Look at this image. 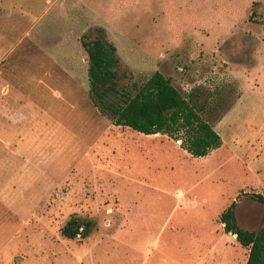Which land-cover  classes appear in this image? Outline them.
Returning <instances> with one entry per match:
<instances>
[{"label": "rangeland", "instance_id": "374dc122", "mask_svg": "<svg viewBox=\"0 0 264 264\" xmlns=\"http://www.w3.org/2000/svg\"><path fill=\"white\" fill-rule=\"evenodd\" d=\"M1 15L0 264H246L220 215L236 200L243 228L264 227L238 198L264 194V0H0ZM95 27L126 82L160 71L198 93L222 146L196 157L101 114ZM73 215L89 236L62 235Z\"/></svg>", "mask_w": 264, "mask_h": 264}, {"label": "trees", "instance_id": "16d2710c", "mask_svg": "<svg viewBox=\"0 0 264 264\" xmlns=\"http://www.w3.org/2000/svg\"><path fill=\"white\" fill-rule=\"evenodd\" d=\"M81 42L88 54L89 95L98 111L114 125L126 126L144 134H163L177 141L190 154L204 157L223 144L221 134L206 118L208 107L198 104V93L181 92L172 78L156 71L145 81L122 78L116 45L103 27L91 28ZM248 197L264 205V194L241 190L238 198ZM233 201L220 215L226 232L248 249L246 264H264V227L243 228ZM94 222L73 215L62 227V235L75 239L89 236Z\"/></svg>", "mask_w": 264, "mask_h": 264}, {"label": "crops", "instance_id": "0c3cea01", "mask_svg": "<svg viewBox=\"0 0 264 264\" xmlns=\"http://www.w3.org/2000/svg\"><path fill=\"white\" fill-rule=\"evenodd\" d=\"M55 1H56V3H58V4L63 2V0H55ZM51 3H52V2H51ZM71 5H72V4H71ZM71 5L69 6V4H67V2H64L63 7H64L65 9H68L70 12H69V14H67L66 17H60L59 19H55V20H54V23H57V22H59L60 20H65V19L71 17V15H72V8H71ZM0 17L2 18V15H1Z\"/></svg>", "mask_w": 264, "mask_h": 264}, {"label": "water", "instance_id": "95a60500", "mask_svg": "<svg viewBox=\"0 0 264 264\" xmlns=\"http://www.w3.org/2000/svg\"><path fill=\"white\" fill-rule=\"evenodd\" d=\"M237 236V235H236Z\"/></svg>", "mask_w": 264, "mask_h": 264}]
</instances>
